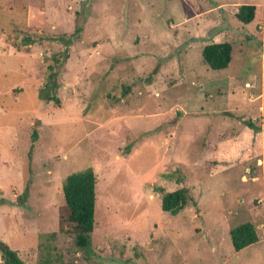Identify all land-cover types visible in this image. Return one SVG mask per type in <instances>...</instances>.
Listing matches in <instances>:
<instances>
[{"label":"rangeland","instance_id":"1","mask_svg":"<svg viewBox=\"0 0 264 264\" xmlns=\"http://www.w3.org/2000/svg\"><path fill=\"white\" fill-rule=\"evenodd\" d=\"M88 167L84 251L47 234ZM180 187L193 202L164 211ZM245 222L258 240L234 250ZM0 241L23 264L46 244L51 264H264V0H0Z\"/></svg>","mask_w":264,"mask_h":264},{"label":"trees","instance_id":"2","mask_svg":"<svg viewBox=\"0 0 264 264\" xmlns=\"http://www.w3.org/2000/svg\"><path fill=\"white\" fill-rule=\"evenodd\" d=\"M255 9L256 7L253 4H239L235 16L242 23H249L254 18ZM231 50L232 46L229 42H213L203 46L202 57L210 68L224 69L229 66ZM56 61H59V59H56ZM54 75V72L50 73L51 83H55ZM47 98L59 104L56 93L49 94ZM249 125H251L250 122ZM32 136L36 138V132H33ZM95 183V174L90 167L66 176L62 186L64 204L59 207L58 228L57 231L49 232L47 237L54 238L58 232L70 234L73 237L74 245L78 249L84 251L90 249L94 224ZM192 202L193 199L185 187H180L173 191L161 189V208L164 211L176 214ZM228 232L234 250H240L258 240L256 228L251 222L241 223L230 228ZM50 247V244L45 245L37 264L52 263V257L49 252ZM0 251V264H23L16 250L3 241H0Z\"/></svg>","mask_w":264,"mask_h":264}]
</instances>
